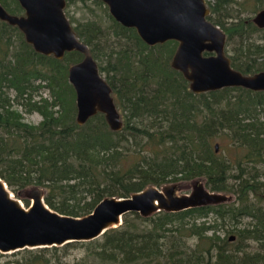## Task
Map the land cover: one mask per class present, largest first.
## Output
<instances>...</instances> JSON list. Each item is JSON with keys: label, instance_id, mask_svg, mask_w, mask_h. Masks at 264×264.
<instances>
[{"label": "trees", "instance_id": "trees-1", "mask_svg": "<svg viewBox=\"0 0 264 264\" xmlns=\"http://www.w3.org/2000/svg\"><path fill=\"white\" fill-rule=\"evenodd\" d=\"M93 1L105 9L108 22L89 19L73 26L113 89L123 129L112 130L103 113L77 122L69 67L83 53L67 52L62 59L38 53L17 26L0 19V177L17 196L30 186L42 188L51 209L73 216L90 214L105 197H128L183 180L205 182L236 198L147 217L131 212L99 238L20 250L10 254V262L264 264V197L257 194L264 184L249 171L264 163V92L241 86L193 92L171 65L177 41L151 46L135 28L118 22L105 3ZM252 1L255 11L264 9V0ZM0 3L12 14L24 12L18 0ZM208 4V18L226 32V44L234 45L227 51L232 66L243 73L264 70V29L241 16L246 2ZM112 37L126 44L118 47ZM42 87H48L50 99L35 100ZM17 106L39 112L43 120L25 121ZM225 138L241 153H222L219 142L214 145ZM245 216L254 221L251 226L227 228ZM250 240L261 248L246 249Z\"/></svg>", "mask_w": 264, "mask_h": 264}, {"label": "water", "instance_id": "water-1", "mask_svg": "<svg viewBox=\"0 0 264 264\" xmlns=\"http://www.w3.org/2000/svg\"><path fill=\"white\" fill-rule=\"evenodd\" d=\"M18 1L25 13L12 14L0 3V19L17 26L36 52L57 59L71 51L84 54L81 61L69 67V81L76 91L77 122L83 125L103 113L112 130H122L124 121L113 89L100 72L90 47L80 39L67 17L66 0ZM101 1L118 22L135 28L147 44L177 41L171 65L182 72L193 92L240 86L264 91V71L245 75L232 66L226 51L227 34L208 18L211 10L207 0ZM254 21L264 27V9ZM178 187V183L151 185L128 197H105L90 214L73 216L51 209L40 187H33L29 193L32 203L25 207L0 177V253L90 241L122 225L125 215L131 212L147 217L162 210L179 212L232 199L208 189L199 180L193 181L189 193L178 194Z\"/></svg>", "mask_w": 264, "mask_h": 264}, {"label": "rangeland", "instance_id": "rangeland-1", "mask_svg": "<svg viewBox=\"0 0 264 264\" xmlns=\"http://www.w3.org/2000/svg\"><path fill=\"white\" fill-rule=\"evenodd\" d=\"M74 1L75 2H72L69 7L65 8V12H66L68 18L70 19L71 23L74 26L78 23V21H86L89 19L100 20L101 23H103V24H106L108 22L109 19L106 17L105 9L96 5L93 0H86V1L74 0ZM208 1L209 0H207V3H208ZM211 1H213V0H211ZM244 2H246V6H245V9L242 10L241 16L250 17V18L254 19L256 17V15L259 13V11H261L262 9L255 11V6H254V3L252 0H244ZM208 6H209V4H208ZM239 7L240 6H238V5L234 6V14L237 13L236 10ZM71 18L73 19L74 22H72ZM258 36H259V34L256 35V37H258ZM125 42H126V40H120L117 37H112L110 39V43H113L116 46L118 44L119 45L118 47L125 45L126 44ZM128 45L130 47H134L133 41H131V40L128 41ZM232 46H234V45L233 44H229V45L226 44V51H228V49L231 50ZM229 53H230V51H229ZM37 83L38 84L41 83L44 85V82L37 81ZM42 97H44V98L47 97L50 99V91H49L48 87H42L38 92H35V94H34L35 100H40ZM17 108L21 113H23V115L25 117V121H27L31 124L38 125L43 120V117L39 112L28 113V112H26V110H24L20 106H17ZM120 112H121V110H120ZM121 114H122V112H121ZM218 140L219 139H216L213 143L215 145L217 142H219V144L221 145L222 153L228 152L232 155H235L237 153L238 154L241 153V150L237 149L232 144L231 140H228L227 138H225L223 140H219V141ZM203 183L207 187L206 183L205 182H203ZM178 184H179V187L177 190L178 194L189 193L193 188V181H191V180H183ZM32 189L33 188L30 186V187H27L26 189L21 190L19 196H17L16 194L13 193L14 197L18 198L22 202V204H24L25 207H29L32 203V199L29 197V193L32 191ZM226 193L228 195H230V193H228V192H226ZM27 201H29V205H28ZM262 203L264 204V202H262ZM253 222L254 221L252 220L251 217L245 216L237 224L236 223L228 224L227 228H230V227L245 228L247 226H251ZM221 233H224L223 228L221 230ZM246 243H248V244L245 246V248L248 250L256 251L257 249L261 248L260 243L257 241L250 240L249 242H246ZM10 254L11 253L0 255V264H15V263L10 262V260L12 258V257H10ZM72 257H74V255H72Z\"/></svg>", "mask_w": 264, "mask_h": 264}, {"label": "flooded vegetation", "instance_id": "flooded-vegetation-1", "mask_svg": "<svg viewBox=\"0 0 264 264\" xmlns=\"http://www.w3.org/2000/svg\"><path fill=\"white\" fill-rule=\"evenodd\" d=\"M71 4L69 3V1L68 0H66V7H69ZM263 10V9H262ZM260 12V11H259ZM25 13V11L22 13V14H24ZM22 14H19V15H22ZM67 15V14H66ZM68 17V16H67ZM254 20V19H253ZM257 24V23H256ZM73 25V24H72ZM258 25V24H257ZM259 26V25H258ZM261 29H264V27H261V26H259ZM144 41V40H143ZM238 70V69H237ZM240 71V70H239ZM261 71H264V70H259V71H256V72H252V71H250V72H248V73H243L242 71V73L243 74H245V75H254V74H256V73H258V72H261ZM246 89H249V88H246ZM249 90H252V89H249ZM253 92H264V91H256V90H252ZM119 109V108H118ZM120 111V110H119ZM121 113V112H120ZM122 115V114H121ZM122 118H123V115H122ZM123 121H124V118H123ZM217 147V149H216V151L217 152H219V147L218 146H216ZM249 171L250 172H252V174L253 175H257V178H256V180L259 182V183H263L264 184V163H261V164H257L256 165V168H254V169H249ZM262 178V179H261ZM264 185H262V188L261 189H259V191L257 192V194H258V196L259 197H264V187H263ZM228 193H230V195L229 196H232V199L231 200H229V201H227V202H230V201H233L235 198H236V195L234 194V193H232L231 191H227ZM223 193H225V194H227L226 193V191H224ZM228 195V194H227ZM253 196V194H251L250 195V197H252ZM224 203V202H223ZM226 203V202H225ZM262 206H264V204L262 203ZM232 236H235L234 234H232L230 237H229V239L230 240H234V239H231L232 238ZM236 238V237H235Z\"/></svg>", "mask_w": 264, "mask_h": 264}]
</instances>
